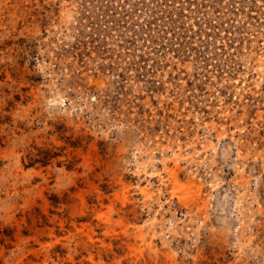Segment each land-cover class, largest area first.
<instances>
[{"label":"rangeland","instance_id":"obj_1","mask_svg":"<svg viewBox=\"0 0 264 264\" xmlns=\"http://www.w3.org/2000/svg\"><path fill=\"white\" fill-rule=\"evenodd\" d=\"M87 6L0 0V264H264V0Z\"/></svg>","mask_w":264,"mask_h":264},{"label":"trees","instance_id":"obj_2","mask_svg":"<svg viewBox=\"0 0 264 264\" xmlns=\"http://www.w3.org/2000/svg\"><path fill=\"white\" fill-rule=\"evenodd\" d=\"M88 1H89V3H92V4L94 3V0H92V1H90V0H83V7H84V9H88V6H87V2H88ZM107 13H108V12H105L103 16L108 17V16H107ZM167 18H168V17H167ZM167 18H166V19H167ZM163 19H164V18H163ZM170 21L172 22L173 25L175 24L172 20H170ZM95 31H98V30H95ZM93 34L95 35L96 32H94ZM93 42H95V41H93ZM129 44H131V43H129ZM131 46H132V45H130V47H131ZM100 47H101V46H100ZM100 47H99V48H100ZM127 49H128V48H127ZM106 53H107V52L104 51V52H101L100 54H101V56H104V55H106ZM34 163H36V162H34Z\"/></svg>","mask_w":264,"mask_h":264}]
</instances>
